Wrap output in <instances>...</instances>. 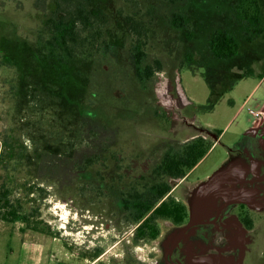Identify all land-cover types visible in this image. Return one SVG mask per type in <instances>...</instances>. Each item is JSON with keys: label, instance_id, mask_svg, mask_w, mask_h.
<instances>
[{"label": "rangeland", "instance_id": "374dc122", "mask_svg": "<svg viewBox=\"0 0 264 264\" xmlns=\"http://www.w3.org/2000/svg\"><path fill=\"white\" fill-rule=\"evenodd\" d=\"M135 2L91 0L93 14L107 20L109 50L64 64L40 44L53 0H0V195L8 190L10 199L7 207L0 203L9 219H0L8 224L0 226V264L31 263L20 227L34 237L27 240L44 264H229L233 256L264 264V213L253 208L260 180L228 190L232 198L252 186L254 202H226L218 217L204 212L166 258L199 213V198L246 167L240 163L248 164V180L264 177V35L254 45L246 41L239 0ZM175 14L184 16L192 38L174 25ZM128 15L147 38L135 42ZM215 30L233 35L241 53L218 59L210 46ZM157 60L161 69L147 74ZM207 129L222 131L221 138ZM199 135L215 146L187 178L170 180L188 221L159 219V237L135 243V194L155 192L167 180L154 174L165 154ZM215 171L217 179L208 180ZM241 204L249 232L229 227ZM235 233L247 239V256L228 249Z\"/></svg>", "mask_w": 264, "mask_h": 264}, {"label": "trees", "instance_id": "16d2710c", "mask_svg": "<svg viewBox=\"0 0 264 264\" xmlns=\"http://www.w3.org/2000/svg\"><path fill=\"white\" fill-rule=\"evenodd\" d=\"M90 1L53 0L55 8L44 23L40 44L45 49L51 50L53 56L61 63H69L80 56H94V53H98L96 56H99L109 50L106 36L107 20L100 15L93 14ZM127 1L136 3L135 0ZM235 12L246 24L244 33L246 41L250 45L260 41L264 35L262 2L260 0H239L235 5ZM126 20L130 25L135 42H140L143 37L147 38L145 26L134 16L128 15ZM173 23L177 28H185L188 37L192 38L184 16L175 14ZM210 46L213 54L221 60L231 59L242 51V44L225 30H215ZM144 55L145 52L141 50L136 53L137 63H141ZM160 69L161 62L157 60L156 66L149 65L145 71L149 74L153 73V70ZM244 74L247 73H243L241 77ZM217 99H219V93L215 94V101ZM207 130L215 134L217 140L223 133L217 129ZM215 144L213 138L199 135L183 143L179 148L172 147L165 154L162 163L154 170V174L167 180L156 185L155 192L134 196L137 210L134 222L138 225L134 238L135 243H138L140 239H157L160 234L159 219H171L178 225H183L188 221V206L174 197L170 180L181 181L187 177ZM1 202L5 207L10 205L8 190L0 195ZM10 213L13 215L11 220L19 218L16 211ZM0 219L9 220L8 216L1 214ZM244 221L249 228L253 226L247 218Z\"/></svg>", "mask_w": 264, "mask_h": 264}, {"label": "flooded vegetation", "instance_id": "af4514ba", "mask_svg": "<svg viewBox=\"0 0 264 264\" xmlns=\"http://www.w3.org/2000/svg\"><path fill=\"white\" fill-rule=\"evenodd\" d=\"M239 162V161H238ZM243 164L244 165H246L245 163H242L241 164V166H243ZM248 165V164H247ZM245 169H246V167H241V168H238V166L236 167V168H234V171L236 172V174H235V176L236 177H232V178H227L228 179V183L229 184H223L222 186H221V189H220V193L221 194H224L225 192H227L228 193V190H232L233 191V188H230L229 186H232V185H239V184H241V183H244V182H242V181H245V182H254V181H258V180H260L261 182V184H263L264 185V177H260V178H256V179H247L246 178V180H244V179H241V182H240V178H239V174H242V173H244V171H245ZM239 171H242V173H240ZM249 174V173H248ZM188 177V176H187ZM187 177H185V178H187ZM184 178V179H185ZM184 179H182V181L184 180ZM250 183V184H251ZM255 183H258V182H255ZM259 183V184H260ZM251 187L252 186H249V185H244V187H242L243 189H247L246 190V193L245 194H250V192L248 191V189H251ZM214 188V187H213ZM220 188V187H219ZM252 190H254V189H252ZM218 191H219V189L218 188H216V191H214V190H212L211 189V192H212V194H207L206 196L207 197H205V198H202V196L200 197L201 198V200H198L197 202H196V206L199 204V202L201 203V202H203V203H205V205H207L208 204V209L206 208V210L208 211V210H210V208H211V205H212V203H213V201L216 199V197H218V196H216V195H218ZM257 192H259L258 193V198H257V200L255 201L256 203H254L255 205L253 206V208L254 209H256L257 211H260V212H262V213H264V198L262 199V197H264V188H262V190H258ZM247 194V195H248ZM198 195H201V193L200 194H198ZM176 197V196H175ZM253 198H254V196H252V195H250V198L249 199H247V198H242V200H244V201H250L251 200V202H254L253 201ZM177 199V198H176ZM236 200V199H241V198H233V199H231V200ZM178 200V199H177ZM205 200V201H204ZM227 201H230V200H227ZM226 201V202H227ZM225 202V203H226ZM248 203V202H247ZM222 204H224V203H222ZM242 206H244L243 208H242V210H240L239 211V213L237 214V215H235V214H232V216L231 217H233L234 219H233V221L232 222H230L229 223V227L230 228H232V230H234V231H236V232H243V231H248L249 232V227L246 225V223H245V221H244V219H245V217H244V214H243V210L245 209V207H247V205H245V204H241ZM221 206V205H220ZM219 206V207H220ZM226 206H224L220 211H218V209H217V211H216V217H218L219 215H221V213L223 212V210H224V208H225ZM196 208V207H195ZM250 209H248L247 211H249ZM248 214V213H247ZM232 223V224H231ZM231 224V225H230ZM231 231V230H230ZM232 232V231H231ZM235 235H236V239H234V237H233V242H232V246H229L228 247V249H230V248H233V247H237V248H241V250H242V255L246 252V250H247V247L245 246V244L243 243L245 240L247 241V239H245V237L243 236L244 234L242 233L241 235H237L236 233H235ZM242 238V239H241ZM239 239H241V241L239 242ZM242 244V245H241ZM174 250H175V248H174ZM174 250L172 251V253L174 252ZM222 251L224 250V249H221ZM220 250V251H221ZM235 250V249H234ZM247 254H248V251L246 252V256H247ZM203 257H205V256H198V257H193L194 259H202ZM205 258H207V257H205ZM233 260V261H235L236 260V264H241V262H243L242 260L244 259V258H242V256L238 259V261H237V258L236 257H228V260ZM172 263V262H171ZM205 263H207V260H205ZM198 264V263H197ZM217 264H220L219 262H217ZM222 264H224V263H222Z\"/></svg>", "mask_w": 264, "mask_h": 264}, {"label": "bare ground", "instance_id": "6f19581e", "mask_svg": "<svg viewBox=\"0 0 264 264\" xmlns=\"http://www.w3.org/2000/svg\"><path fill=\"white\" fill-rule=\"evenodd\" d=\"M242 163H240L239 165H241ZM246 164V163H245ZM244 165V164H243ZM246 166V169H245V171H244V173H242V174H239V178H240V182H241V179H244V180H246V176L248 175V169H249V167H248V165L246 164L245 165ZM219 172V171H218ZM218 172H216L214 175H212L211 177H209L208 178V180H210V181H212V180H216L217 179V177L219 176L218 175ZM221 172V171H220ZM232 177H236L235 176V174H233V175H231L230 176V178H232ZM222 184H229L228 183V179L227 178H225V181H223L222 182ZM237 185H232V186H229L230 188H234V187H236ZM220 187V188H219ZM219 187H218V189H219V191H218V195H216V196H218V197H216V199L213 201V203H212V205H211V208H210V210H208V212L210 213L211 211H212V213H210V215H213V212L214 213H216V211H217V209L219 208V206L222 204V203H225L227 200H231V199H233V198H247V199H249L250 198V194L251 195H253L254 194V192H252L251 190L252 189H248V191L250 192V194H245L246 193V190L247 189H243L242 188V190L244 191V194L242 195V196H240V194H239V189L240 188H237V191L235 192V196L234 197H230L229 195H228V193L227 192H225L224 194H221L220 193V189H221V185H219ZM235 189V188H234ZM241 190V189H240ZM256 193V192H255ZM222 199V201L220 202V200ZM215 202H216V204H215ZM185 239V238H184ZM229 264H236V260L235 261H233V260H231L230 259V263Z\"/></svg>", "mask_w": 264, "mask_h": 264}, {"label": "crops", "instance_id": "0c3cea01", "mask_svg": "<svg viewBox=\"0 0 264 264\" xmlns=\"http://www.w3.org/2000/svg\"><path fill=\"white\" fill-rule=\"evenodd\" d=\"M264 76V75H263ZM200 164V163H199ZM198 164V165H199ZM197 165V166H198ZM197 168V167H196ZM195 168V169H196ZM194 171V170H193ZM193 171H191L190 173H189V175L191 174V173H193ZM216 173V171L212 174V175H214ZM212 175H210L209 177H211ZM208 177V178H209ZM197 199V198H196ZM199 200H200V198H199ZM195 202V201H194ZM197 208L199 209H201V210H205L206 212H207V210H206V208L208 209V204L207 205H205V203H203V202H199V204L197 205ZM199 209V210H200ZM204 213V212H203ZM6 225H8V224H5V223H3V221H1L0 220V226H1V228H6V227H8V226H6ZM20 232H22V234H23V237H24V239H26V241H25V244H23V249H24V251H26V252H29L30 253V255H29V259H30V264H44L43 262H45V260H44V258L43 257H40V250H39V248H38V246H36L35 244H33V243H31V242H29L27 239H30V238H34L33 236H30V234H29V232L27 231V230H24V229H22L21 227H20ZM26 246H27V248H26ZM250 251V250H249ZM248 255V254H247Z\"/></svg>", "mask_w": 264, "mask_h": 264}, {"label": "water", "instance_id": "95a60500", "mask_svg": "<svg viewBox=\"0 0 264 264\" xmlns=\"http://www.w3.org/2000/svg\"><path fill=\"white\" fill-rule=\"evenodd\" d=\"M248 134H250L249 131L247 132V135ZM209 186L211 187V186H213V184L212 185H209ZM230 201H227V203L230 202ZM239 201H244V200L240 199ZM225 205H226L225 203L224 204H221V206L218 208V211H220ZM201 211L202 212H200V210H199V213H195V214H192L191 215V218H190L189 223L184 228L181 229V231L178 234L177 238L173 242L172 248L167 253L166 258H169V254L172 253V251L174 250V248L177 246V243L183 238V236H185L193 227L199 225V223H202L200 219L202 217L203 212H206V211L204 209L201 210ZM168 262H170V261H168ZM170 264H173V263L170 262ZM207 264H217V261H213V260L207 259Z\"/></svg>", "mask_w": 264, "mask_h": 264}, {"label": "built area", "instance_id": "2783aa9c", "mask_svg": "<svg viewBox=\"0 0 264 264\" xmlns=\"http://www.w3.org/2000/svg\"><path fill=\"white\" fill-rule=\"evenodd\" d=\"M250 113L254 116V118H258L261 116L260 111L250 110ZM254 123H255V119H254Z\"/></svg>", "mask_w": 264, "mask_h": 264}]
</instances>
